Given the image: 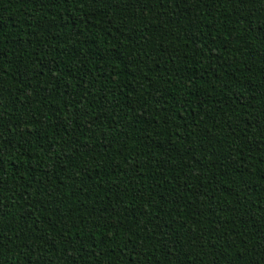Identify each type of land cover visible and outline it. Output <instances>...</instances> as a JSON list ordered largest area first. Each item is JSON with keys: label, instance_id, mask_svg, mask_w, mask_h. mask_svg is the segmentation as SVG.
Instances as JSON below:
<instances>
[{"label": "trees", "instance_id": "1", "mask_svg": "<svg viewBox=\"0 0 264 264\" xmlns=\"http://www.w3.org/2000/svg\"><path fill=\"white\" fill-rule=\"evenodd\" d=\"M0 264H264V0H0Z\"/></svg>", "mask_w": 264, "mask_h": 264}]
</instances>
